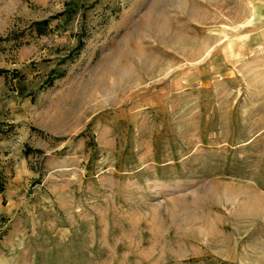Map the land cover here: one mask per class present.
Instances as JSON below:
<instances>
[{
  "label": "rangeland",
  "instance_id": "374dc122",
  "mask_svg": "<svg viewBox=\"0 0 264 264\" xmlns=\"http://www.w3.org/2000/svg\"><path fill=\"white\" fill-rule=\"evenodd\" d=\"M0 71V264H264V0H0Z\"/></svg>",
  "mask_w": 264,
  "mask_h": 264
},
{
  "label": "trees",
  "instance_id": "16d2710c",
  "mask_svg": "<svg viewBox=\"0 0 264 264\" xmlns=\"http://www.w3.org/2000/svg\"><path fill=\"white\" fill-rule=\"evenodd\" d=\"M45 24H46L45 22H43L41 24L39 23V24H37V27L39 28V27L45 26ZM0 73H2V72L0 71Z\"/></svg>",
  "mask_w": 264,
  "mask_h": 264
}]
</instances>
